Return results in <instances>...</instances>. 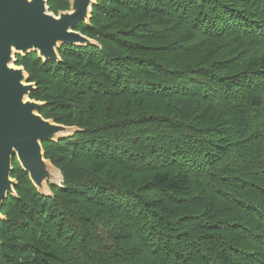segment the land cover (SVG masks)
I'll return each mask as SVG.
<instances>
[{
  "label": "trees",
  "instance_id": "trees-1",
  "mask_svg": "<svg viewBox=\"0 0 264 264\" xmlns=\"http://www.w3.org/2000/svg\"><path fill=\"white\" fill-rule=\"evenodd\" d=\"M74 29L92 43L16 55L84 131L42 141L53 195L13 156L0 264H264V0H96Z\"/></svg>",
  "mask_w": 264,
  "mask_h": 264
},
{
  "label": "water",
  "instance_id": "water-1",
  "mask_svg": "<svg viewBox=\"0 0 264 264\" xmlns=\"http://www.w3.org/2000/svg\"><path fill=\"white\" fill-rule=\"evenodd\" d=\"M46 2L0 0V208L15 193L16 181L10 176L12 157L16 156L43 193L53 175L42 141L56 140L69 128L39 113L43 103L29 98L34 86L28 83L24 69L13 65L14 57L37 51L43 61H58L62 44L92 43L74 27L88 22L95 0H71L70 8L57 15L48 12Z\"/></svg>",
  "mask_w": 264,
  "mask_h": 264
},
{
  "label": "rangeland",
  "instance_id": "rangeland-1",
  "mask_svg": "<svg viewBox=\"0 0 264 264\" xmlns=\"http://www.w3.org/2000/svg\"><path fill=\"white\" fill-rule=\"evenodd\" d=\"M47 2H46V5H47V7H48V12H50V13H52V14H55V15H57L58 13H60V12H63V11H66V10H68L69 8H70V2H71V0H69V5H68V7L67 8H64V9H61L60 7H58V6H56L54 3H53V0H46ZM95 2H96V0H95ZM57 10V11H56ZM90 16H91V14H90ZM88 22H89V19H88ZM32 52H36L37 53V56L39 57V55H38V52L37 51H32ZM29 53H31V52H29ZM28 53H26V54H24V55H22L21 54V56H25V55H27ZM39 58H41V57H39ZM41 60H43L42 58H41ZM44 62V61H43ZM13 65L14 66H18V67H22L23 69H24V71H25V74L28 76V83H31L34 87V89L35 88H37V85H36V83H34V82H31V81H29V74H28V72L26 71V69H25V67L22 65V64H20L19 62H18V58L15 56L14 57V62H13ZM29 98L30 99H32L30 96H29ZM34 100V99H33ZM37 101V100H36ZM39 102H41V101H39ZM43 103V102H42ZM48 119H50V120H52L53 122H55L52 118H48ZM55 123H57V122H55ZM65 126H67V127H69V128H67L66 130H65V132H63V133H60L59 135H60V137L58 138V139H56V140H44V141H46V142H58V141H60V140H62V139H65V138H67V137H70V136H72L73 134H74V132H76V131H79V130H83L84 131V129L83 128H80V126H84V125H82V124H80V125H77V124H72V125H65ZM79 126V127H78ZM43 145V144H42ZM112 147V144L111 143H109L108 145H107V149H110ZM42 148H43V146H42ZM43 151H44V149H43ZM13 158V157H12ZM15 158H16V156H15ZM17 159V158H16ZM45 159L50 163V170H51V173H52V182H50V181H47L46 183H45V185H44V189H43V195H46V196H50V195H53V188H51L52 186H59V187H62V181H63V174H62V171H61V169L62 170H65L66 168L65 167H58V166H56V164H54V162L52 161V159L51 158H48V157H45ZM17 162H18V164H19V166H20V168L21 169H23L22 168V166L20 165V163H19V161L17 160ZM12 169L13 170H15V171H18L17 170V167H15L14 165H13V163H12ZM24 170V169H23ZM113 171V170H112ZM11 176V178L12 179H15V181H16V185L14 186V194L13 195H11V196H17L18 194V192H17V189H16V186H20V184L18 183V178L17 177H13L12 175H10ZM30 179V178H29ZM30 182L32 183V181L30 180ZM33 184V183H32ZM33 186L35 187V189L37 190V187L33 184ZM37 192L38 193H41V192H39L38 190H37ZM0 215L1 216H3L4 217V214L0 211ZM3 220H4V218H3Z\"/></svg>",
  "mask_w": 264,
  "mask_h": 264
},
{
  "label": "bare ground",
  "instance_id": "bare-ground-1",
  "mask_svg": "<svg viewBox=\"0 0 264 264\" xmlns=\"http://www.w3.org/2000/svg\"><path fill=\"white\" fill-rule=\"evenodd\" d=\"M3 218L5 219V217L1 216V217H0V220H3Z\"/></svg>",
  "mask_w": 264,
  "mask_h": 264
}]
</instances>
